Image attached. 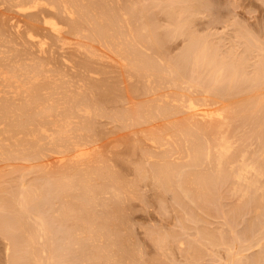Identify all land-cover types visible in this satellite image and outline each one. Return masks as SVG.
I'll list each match as a JSON object with an SVG mask.
<instances>
[{"label": "bare ground", "instance_id": "1", "mask_svg": "<svg viewBox=\"0 0 264 264\" xmlns=\"http://www.w3.org/2000/svg\"><path fill=\"white\" fill-rule=\"evenodd\" d=\"M121 1L122 3H120ZM123 1L124 0H0V182L2 183V180L3 183L5 182L3 174L4 172L6 173V177L7 173L17 170L18 173H20V176L21 170L19 172V169L23 170L24 164L29 165L26 166L28 167L26 168L27 170H33V172H35H31L33 173L32 175L37 174L35 181L33 179L35 175L31 177L34 181L31 183L28 182V180H25L26 178L24 177V174L23 176L21 175L22 177H20L21 180L19 179V182L13 181V183H11V180L9 181V185L11 184V186H13L14 184L17 189H21L20 193L17 192L16 194L20 195L17 198L18 200L15 198L17 196H15L16 189L14 186L13 189L9 190L4 187L7 191V194H10V197L9 195H3L4 197L0 196V210L1 212L2 210L5 212L7 211L5 215L3 213V215L0 216V228H4L0 231L4 233V238L7 242L6 250H8V253L12 256L13 253L15 254L17 251L16 256L18 254V256H20L19 259H29L27 262L29 264H32V262L33 264H40L42 261L44 263V260H46V258L44 259V256H49L51 260V257L53 256L50 257V254H42L49 252L46 248L49 245L52 250L57 246L54 245L57 233L53 234V231V235H51L49 230L50 228L48 227L50 221L47 216L44 215L45 211L43 212L44 208L45 210L48 209L47 204L44 201L49 200L47 202H49V210H51L50 213L52 212L54 215L53 218L59 223L62 222L63 224L61 225H64V230H66L64 235L65 237L63 238L65 240L64 244L67 242L66 244H70L69 246L75 247V245L77 246V243L81 241L80 233L81 235L85 233L84 231H86L85 229L88 227L87 224H89V228L99 225L97 224V216L95 217L96 220L93 219V221L91 217H87V213H89V215L91 214V207H107V203H99V201L103 199L100 197H102V195L105 193L111 192V194L116 199H118L120 196L119 192L121 191L119 190L121 187L120 189L116 187H119L123 180L120 176L121 173H117L118 170L115 172L114 168L117 169L121 163L119 162L120 164L114 167L111 163V160L110 162L106 163V160H102L101 157L102 145H107L109 149V146L112 145L109 144V142L116 144V142L119 143L123 141L121 143L124 145L127 144L124 143L126 135L125 137L122 135H119L115 138L112 137L114 139L109 137L113 136L115 133H123V131L125 133V131L130 130V133L127 132L128 134L133 136V134L135 135L136 133L139 134V137H142L143 135L144 140L148 141V143L150 142L154 149H165L164 146H167L166 149L168 150L166 151L168 153H165V150H163L164 153L160 150L162 154L161 152L156 153L155 150L153 151V153L155 152V155L149 154L150 148L147 152L145 151V153L142 150L141 152H143L144 155L146 153V155H148L144 156L146 157V162L144 161V164L147 163V159H150L154 164H157L153 165L152 170H150L149 173L152 172V175H150L152 179L158 183L159 187H164L170 190L172 187L176 189L175 186H173L176 185L178 188L176 191H179L181 188V191L185 193L187 198L190 194L191 196H196L199 199L202 197L207 199L206 196H209L216 186L214 184V180H217V182L220 180L221 183V181L227 182L228 180L230 182V179L232 178L239 182L246 181L247 183V180H249L247 177L250 174H253L256 177H262L263 175L264 178V171L260 168L261 165L257 164L259 161L257 160V162L253 160L255 162L254 163L251 161V158L248 159V156H246V160L245 153L236 159L237 155L239 154L237 153V155H235L236 157L233 156L235 157L234 159L228 160V158H230L229 156H231L230 152L233 148L232 144L236 143L234 141V143L231 144L230 138L228 137L230 130L229 128L233 124L232 121L235 118V116H231L233 118L232 120V118H229V115L232 111L237 110V97L240 96L239 98H241L242 96L240 95V85L238 87L236 85L239 82L241 84L244 82L242 81L243 79H240L242 77H240L241 72L238 75V71L241 68L237 70V66L235 68L232 66L234 69L232 68V72L230 71L229 73L228 69L225 70L228 67H226L225 64L224 66L219 61L215 60V58L210 56L205 46L202 47L201 43L199 45V42L201 41L197 39L195 40L197 43L191 42L192 44L194 43V45L191 44L188 46V48L190 47L192 51V54L189 53V56L191 54V61L189 64H193V73L191 72L190 68L189 70L187 69L188 72L182 68L188 73L190 77L188 75L184 76L183 70L181 69V72L178 70L177 73L179 75H183L178 80L179 75L177 74V77L172 73H176L177 69L180 68L177 67L176 63L174 65V69L176 70H171L172 72L170 71V74L172 75V78L177 77V80H170L172 78L169 77L170 74L168 71L172 69L173 66L168 69V73L162 70L163 75L166 76V74H169V76H167L170 79L168 80L167 76L165 78H167V81L172 82L171 84L165 81L163 75L155 77L152 73L155 71L156 67L159 68V63L164 59L160 54V60L162 59V61L158 60L160 62L158 64L155 63V65L157 64L155 67L153 64L155 59L153 60L152 56L151 58H146V54L149 53H147L146 50L151 46L150 44L153 42L157 43L155 42L157 39L155 40L154 36L152 38L150 36L151 34L149 33L151 32L153 35L154 30H144L146 29L144 27L148 26V24L145 25L146 22H144L145 20L143 21L145 23H143L144 25L142 28L144 31L142 29L141 31H143V33L147 31L150 34L148 35L147 32L145 34V37L148 35V38L146 37L148 39L146 42L148 43L149 47H146L145 45L147 49L144 47L145 50L143 52L142 50L144 48H141L142 44H140V42L141 39L146 38L141 36V38L138 40L137 34V32L139 33L140 30L138 24H140L139 22H142L139 20L141 16L143 18V13L141 16H139L138 13H135L137 12L135 11L137 9L134 7L137 3L139 4L140 1L138 2L135 0L136 4H130V8L131 5L133 6L132 10L135 8V12L132 11V13L134 12L135 14L125 13L128 12V7H126L128 5V0L125 1L126 3L124 2V4ZM114 2L115 6H113ZM120 4L122 6L125 5V7H123L125 9H122V6L119 7ZM138 12L141 14L142 11L139 10ZM128 15L133 16L131 17L133 18L132 20L136 19L137 22L139 21L138 24H136V20L131 21V18H129ZM172 20L174 21V19ZM130 21L131 23L135 22L137 27L135 28L133 25L134 23H132L133 26H131ZM178 23L183 25L187 22L184 21V23ZM185 26L187 25L185 24ZM132 27L134 28L132 29ZM135 29L138 31L136 30V32L133 33V35L136 34L134 35L135 37H133L131 32L135 31ZM174 30L178 31V29ZM140 35L144 34L141 32ZM130 36H132V38ZM149 36L155 41L149 43ZM157 36L158 35H156V37ZM143 43H145V40ZM154 43L152 46L155 45ZM156 45L158 46V43ZM157 46L155 48L151 47L152 49H150L153 51L157 48L162 49L161 46ZM138 47L139 49H142L140 51L141 55L144 53L143 55L145 57L139 55L140 53L137 50ZM190 49H188V51ZM158 52L161 53L160 51ZM158 52H154L156 56H159ZM154 53H152L153 56L155 55ZM152 54L150 53V55ZM142 57H144L146 60H143ZM156 58L159 59L158 57ZM167 58L169 59V56H167ZM182 58L181 60H183ZM158 61L156 60V62ZM177 63L180 64L179 66L182 65L179 63V61H177ZM165 64H167V62ZM189 64L185 65L186 68H188L187 65ZM162 65L163 63H161L160 66L162 67ZM198 65L199 69L201 68L200 70L202 73L198 69L200 73H198L196 70L195 73H197L195 75L193 68L194 66L198 67ZM189 67H191V65ZM197 67H195V69ZM204 69L208 70V73L207 71L203 73ZM226 71L229 74L226 73ZM189 72L193 74V76ZM225 73L228 75L224 76ZM237 75L239 77H237ZM204 76L206 78L209 77V80H206L207 86H203L205 85L203 84V81L206 79H204ZM152 77L154 79L159 78V83H168L170 87H168L167 92L162 90L163 88H167L165 87L167 84L163 86L164 83H161L162 86L160 87H163L162 89L158 88L155 90L157 79L156 84H154L155 87L153 88V84H151V82H154L155 80L153 81ZM161 77L164 79L161 80ZM201 80L203 85L201 84ZM246 80L247 79H245V81ZM253 80L256 81V79H252L251 81ZM208 81L210 82L207 83ZM221 82H225L227 85L229 84V87L226 86L227 88L223 92H221V90L217 91L219 89L217 86L219 83L221 84ZM183 85L186 87H183ZM219 87L221 86L219 85ZM176 88L179 90L177 92L180 93L175 94L174 90H177ZM159 89L162 90L163 93H161ZM170 89L174 90L169 91ZM170 92L172 93L170 94ZM235 98L236 101L233 102L232 100H235ZM119 104H121V106ZM113 106H115L116 109H121V111L116 110ZM226 115H228V117ZM237 116L239 117V114ZM104 118L107 119V121L110 120V126L112 123L113 126H107L106 129L102 131V127L100 128V125L103 126L101 122ZM114 123H118L121 126H118L117 128L115 127L116 125L114 126ZM133 130H135V132L132 134ZM105 132L107 135L111 133L113 134L108 135L107 138ZM101 133L105 134V137L103 135L102 137ZM116 134L115 136H117ZM234 135L236 136V134ZM136 136L138 137V135H135V138ZM129 138H127L128 141ZM141 139H143V137ZM178 139H181L182 141L184 140L186 143L185 145L187 146L185 149L187 153L184 151V149H181L183 146L180 148L181 150H179L180 144H178L179 141L177 142ZM135 140L140 141L139 139H134V141ZM100 141L102 144L99 143ZM145 141L143 145L147 143ZM188 141H190V145ZM89 143L94 145L92 146L93 148L88 147L90 146ZM179 143H181V141ZM211 143L215 144H213V147L216 149V157L214 156V161L208 162L210 166L208 163H206L207 166L205 164L203 166L202 160L204 158L207 157L208 161H210L209 158H211ZM236 144L239 145L238 143ZM136 145L138 147H142V144L140 143L139 145L138 142H134V145L131 146L136 147ZM145 145L144 150H146ZM168 146L170 148H168ZM134 147H132V151L135 149ZM141 147L139 148L141 149ZM103 148L105 150L106 146ZM108 149L105 151L110 152L111 149ZM52 150L55 151L54 154H58L59 157L56 158V156L53 158L55 160L52 159L48 162L46 159L47 155L52 157L56 155H50V153H47L49 151L51 152ZM152 150L150 153H152ZM112 151L114 152V150ZM132 151H130V153ZM181 151H184L183 153H186L185 155L189 159V161H184L183 159L185 163H188V166H196L197 164H201L195 168L201 166L206 167L205 173H201V169H203L202 167L200 168L198 174V171L195 170L196 174H193L195 171H192V173H190L193 175H191L188 172L191 171L192 168L188 172H185L186 170L184 171L183 169L186 164L182 165L183 162H181L180 166L177 165V162L175 163L177 160L175 159L178 157L176 156L175 159L173 157L174 155H180L182 153ZM109 152H107V154ZM52 153L53 152H51V154ZM137 153L138 152L136 151V154ZM235 153L236 152L233 150V154ZM241 153L242 152H240V154ZM117 155L118 158L119 154ZM141 155L142 154H140V156ZM246 155H249V152L248 154L246 153ZM262 155V157H264V153ZM111 156L112 155H110V157ZM181 156L182 158L184 157V155H180V157ZM259 158L260 157L258 156V159ZM261 158L259 160H263ZM105 159H108V156L106 157L105 155ZM123 159H120L121 162ZM181 159L179 158V160ZM225 159L228 160L227 164L230 167L229 169H227L228 166L225 165ZM19 160L23 167L20 165V163L19 167L17 164V166L15 164L11 165L12 163H15L16 161L18 162ZM53 161L56 162L50 163ZM116 161L118 162V160ZM59 163L64 167H62V165H59L58 168L57 166H54L55 164L58 165ZM109 163L112 164L113 168ZM128 163L129 162L126 164ZM51 164L54 165L52 166ZM135 164L138 163L135 162ZM129 165L130 164H128V166ZM49 166H51V168ZM211 166L213 167L214 171L212 169L210 170L214 172V175L212 173H210L211 175L208 174L209 168ZM224 166H226V168ZM134 167L133 168L137 172V175L141 176V178H143L142 176L144 175L148 177L147 174L142 172L145 166L142 167V170L141 168L136 170L138 167H140L139 165L137 168L136 166ZM148 167L149 166H147V168ZM5 168L12 170L6 172L7 170ZM145 169L146 167L143 171H145ZM147 171H145V173H147ZM13 172H11V174ZM27 172L29 171H26L25 173ZM10 177L11 176L9 175V178ZM15 178H17V176ZM38 179L43 180L46 185L44 183V185L40 187L39 184H37L39 181ZM148 179L150 180V177ZM191 181H193L194 186H192ZM260 181L253 182L251 186H257V184L259 186ZM132 182L134 183V181ZM175 182L176 184H174ZM188 185H191L194 190L190 189L191 186L188 188ZM120 186H123V183ZM240 186L242 187V185ZM2 188L0 191L4 192ZM176 191H174L175 195ZM122 195L123 194H121V197H123ZM179 197L181 198V196ZM192 198L193 197H191V199ZM126 199L127 198H125V200ZM58 200L60 204L57 203ZM205 201L206 200L203 202L205 203ZM115 207L116 208L113 209V212L117 213L116 218L113 220L106 219V222H102V225L118 227L121 218L119 214L120 209L118 206ZM237 213L238 212H236V214ZM50 216L52 217V215ZM60 230L58 231L59 233ZM116 233V228H111L109 235L115 236L119 239V235ZM47 236H50L49 239L51 238V240L47 239L50 241V243L49 245L47 244L48 246H45L46 242L43 241V244L42 240H44L45 237L47 238ZM61 236L62 235H60V237ZM38 241H41V245L43 244L42 246L40 245L41 248H39V243H36ZM22 243L24 245H22L20 248L19 246H21L20 244ZM60 244L62 245V243H59L58 246ZM35 245L39 246L35 248H38V250L40 249V252L44 251V248H46V251L42 252L41 254L40 252L35 254ZM61 245L59 246L60 249ZM74 247L73 249L72 247L68 248L69 251L70 249L71 252L72 250L75 251ZM52 250L50 252H52ZM82 252H85V247ZM39 254L40 258L42 255L43 259H41L42 261L38 260V263L37 258L35 259L34 255L38 256ZM63 254L65 255V253ZM6 255L8 256V254ZM64 255L62 256L65 258ZM15 258L16 262H19L17 261V257ZM56 260H58V258ZM59 260L61 259L59 258ZM49 261H47V264L51 263V261L48 263ZM52 261L56 263L53 258Z\"/></svg>", "mask_w": 264, "mask_h": 264}, {"label": "rangeland", "instance_id": "2", "mask_svg": "<svg viewBox=\"0 0 264 264\" xmlns=\"http://www.w3.org/2000/svg\"><path fill=\"white\" fill-rule=\"evenodd\" d=\"M125 1H127V0H124L123 4ZM129 1L130 0H128V3H127L128 5L126 6V7H128V10L126 9L128 12H125V13L133 14L135 11H137L135 13H138L139 16H141L143 13V18L141 16L140 20H139L142 22L138 21L141 24V26H140V24H138L136 19H135L136 21L132 20L133 18H131V17H133V16L128 15L129 18H131V21H135L136 24H138V27L140 28L139 33L137 32L138 40H139V38H141V36L145 37V34L147 31H145V33H143L144 30H147V29H148V31L154 30L155 32L153 31V33H154L153 35L151 32H149L151 35L148 32L147 33L152 38L154 36L155 40L156 39L157 40L155 41L154 39H152L149 36V38L152 39V40L149 39V41H150L149 43H152L153 41H155L158 43V46L159 47L161 46V48H162V49L157 48L158 50L156 49L154 51L151 50L152 49L151 47L155 46L157 43L153 42L155 45L152 46V44H153L152 43V44H150L151 46L149 47L148 43L146 42V40H148L147 39L148 35H146V37H147V38L145 37L146 39L143 38L145 40V43H147V44L143 43L144 40L141 39V42H140V44H142L141 48L143 49L145 47V45H146V47H149L148 49L145 47L147 49L146 52L147 53L149 52L148 54H146L147 55L146 58L147 57L151 58V56H152L153 60L155 59L154 60L155 62L152 60L154 62L153 63L154 65H155V63L158 64L160 61H162V59L160 60V54L162 55L161 57H163V59H164L163 60L164 62L162 61L159 64L161 65V63H163V65H165V66L162 65V67H161L159 65V68H158V67H156L157 64L155 65V67H156L155 71H153V73H152L155 77H157L159 75H163L162 70L164 72L165 71L167 72L168 69L171 68V66H173V67H172V69H170L168 71L169 74H170L171 70H176V69H174L175 63L177 65V67H180V68L177 69L176 73L171 71L174 75L177 76L178 70H179V72H181L182 68H184L187 72L190 68L191 72H192V67H193L192 65L193 64H189V62L191 61L190 56L192 54V51H191L190 47L188 48V46H190L192 44L191 42H195V40H197V39H199L201 41V42H199V45L201 43L202 47L205 46V48L208 50V53L210 54V56L215 58V60L219 61L221 64H223V65L225 64L226 67H228L226 69L224 67V69L225 70L228 69L229 73H230V71L232 72L233 67L235 68L237 66L238 67L237 70H239V68H241L238 71V75L241 72L240 77L241 76L242 77L240 79L241 80L243 79L242 81H244V82L241 84L239 82L240 80L238 81L239 83H237V81H236V83H237L236 85H237V87L240 85V87H239V89L241 90L240 95H242V96H241V98H239L240 96L237 97V102H238V103L236 102L237 110L232 111L230 113V115L227 113L230 116L229 118H232L231 116H233V117L235 116L234 120H233V118H232V120L235 121L236 123L239 122L236 124L235 122L232 121L233 124L229 128L231 131L229 130V134H228V137L230 138L231 144L234 143V141H235L239 145H237L236 143L232 144L233 148H235V149L237 148V149L235 150L232 148L234 150V152H236L235 154H233V150L231 149V152H230L231 156H229L230 158H228V160L234 159L236 157L235 155H237V153L240 154V152H242L240 155L239 154L237 155L236 159H238L242 154L245 153V159L247 158L246 156H248V159L251 158V161H253V160L257 161L258 160L259 163H257L258 161L256 163L258 165H261V166L263 165L262 167L260 166V168L264 171V163H263L264 157H262L263 156L262 154L264 153V132H263L264 131V0H136L138 2L140 1L139 4L138 3L136 4L135 0H131L130 2ZM134 1H135V3H134ZM120 3H122V1ZM114 4H115V2L113 3V6H115ZM130 4H133V5L136 4V6H134V7L137 10L134 11L135 8L132 10L133 6L131 5V8H130ZM120 6H122V5L120 4L119 7ZM123 7H125V5L122 6V9H125ZM129 10H130V12H129ZM139 10L142 11L141 14H139L140 13V12H138ZM123 11H125V10H123ZM132 11H134V12L132 13ZM172 19H174V21ZM131 21H130V23H131ZM143 21L146 22V24ZM155 21H156V24H155ZM184 21L187 23H184ZM135 22H132V23H134L133 25L136 28L137 26L135 25ZM178 22H182L184 24L182 25ZM132 23H131V26H133ZM143 23L145 25L148 24L149 27L145 26L144 28H146V29L143 30L142 29L143 25H144ZM177 24L179 27L177 26ZM185 24L187 26H185ZM133 28L134 27H132V29ZM141 29L143 31H141ZM174 29H178V31L176 30L177 31L176 32ZM136 30L137 29H135V31L132 30L133 32H131L132 33L131 35L133 37H135L134 35H136V34L133 35V33L136 32ZM141 32L144 35H140ZM156 35H158V36L156 37ZM132 36H130V37L132 38ZM161 39H163V40H161ZM195 43H197V42H195ZM143 44H144V46H143ZM192 45H194V43ZM155 47H153V48H155ZM197 47H198V45H197ZM141 48L139 49V47H138V49H137L138 52L140 53L139 55H141V52H140L142 50ZM145 48L142 50L143 52H144ZM187 48L190 50L188 51ZM186 49H187V51H186ZM150 50H151V52H150ZM155 51L161 52V53L158 52L159 56H156V54L154 53ZM150 53L151 54L154 53L155 55L154 56H153V54L150 55ZM163 53H165V54H163ZM189 53H191L190 56H189ZM143 54L141 56H144ZM164 55H165V57H164ZM167 56H169V59L167 58ZM144 57H142L143 60L145 59ZM156 57H158L159 59H157ZM170 58H172V59H170ZM181 58L183 60H181ZM156 60L157 61L160 60V61L156 62ZM168 60H170V61H168ZM176 60L179 61V63H181L182 65L183 64L184 65L179 66L180 64H178ZM186 61H187V63H186ZM150 62H151V60H150ZM166 62H167V64H165ZM169 63H170V65H169ZM186 64H189V65H187L188 68H186V66H185ZM190 65H191V67H189ZM160 67H161V69H160ZM195 67H197V66H194V68H193L194 73L196 70L198 71L199 65L196 69H195ZM166 68H167V70H166ZM185 70H183L184 76L188 75V73L185 72ZM205 71H207V73H208V70H205V69L203 70V73ZM155 72H157V73H155ZM200 72H201V70H200ZM200 72L198 71V73H200ZM228 72L226 71V73H228ZM196 73H195V75H196ZM226 73L224 76L229 74V73L228 74H226ZM156 74H158V75H156ZM169 74H166V76L167 75L169 76ZM205 74H203V75H205ZM182 75H179L178 80L180 79V77H182ZM191 75L193 76V74H191ZM238 75H237V77H239ZM163 76H164V78L166 77L165 75H163ZM168 76H167V78H168ZM171 76L172 75L170 74L169 77L172 78ZM177 77H174L172 79L168 78V80L169 79L174 80ZM164 78H162L161 80H163ZM167 78H165V81L169 82V84H171L172 82L167 81ZM205 78L206 77L204 76V79ZM156 79H157V84H156ZM156 79L153 78V81L154 80L155 81L151 82V84H153V88L155 87L154 84H156L155 90L158 88L162 89L163 87H160V86H162V84L164 83L163 86H165V84H167V86H165L167 88H163L162 90L167 92V89H168V87H170V85L168 83H165V82L159 83L158 82L159 78H156ZM207 79L209 80V77L203 81V84H205V85L202 84V80H201V84L203 86H207L206 85ZM245 79H247V80L245 81ZM248 79L249 80L250 79L251 80L256 79V81L255 80L249 81ZM209 82L210 81H208L207 83H209ZM151 84H150V86H151ZM159 84H161V85H159ZM157 85H159V86H157ZM219 85L221 87H219ZM219 85L217 86V88H219L217 91L221 90V92L225 91V89L227 88L226 86L229 87V84L227 85V83H225V82L224 83L221 82V84L219 83ZM222 85H225V86H222ZM184 86L185 85H183V87ZM176 89L177 90H174V89L171 90L170 89L169 91L174 90L175 94L180 93V92H177V91H179L178 88H176ZM162 90H160L161 93H163ZM160 91H158V92H160ZM171 93L172 92H170V94ZM232 101L235 102L236 98H235V100H232ZM119 105L121 106V104H119ZM113 107L115 108V106H113ZM116 110L121 111V109H116ZM120 111H118V112H120ZM238 114H239V117L237 116ZM228 115H226V116L228 117ZM236 118H237V120H236ZM248 119H249V121H248ZM105 120H106V125H105ZM101 124H103V126L105 125L104 126L105 128L100 125V128L102 127L101 130L104 131L107 126L108 127L110 126V120L107 121V119L104 118V119H102ZM238 125H240V126H238ZM112 126H113V123L111 124L110 127H112ZM114 126L118 128V126H121V125L118 123H116V124L114 123ZM237 128H239V129H237ZM242 128H243V130H242ZM240 130H242V131H240ZM129 131L130 130H127V131H125V133H127V132L130 133ZM136 131H137V129H136ZM234 131H236V132H234ZM134 132H135V130H133L132 134ZM119 133H117V134L115 133L117 136H115V134H113V133L108 134V135L113 134V136H109L111 138L112 137H114V138L118 137L119 135H122L124 137L126 135V139L129 138L130 134H128V133L125 134L124 131H123L124 134L121 132H119ZM105 134L107 137L108 135L106 132H105ZM105 134L101 133V136L103 135L105 137ZM234 134H236V136ZM135 135H138V137H139V134L135 133ZM135 135L134 134H133V136L130 135V138H129L130 142L128 141V139L127 140L125 139L124 143L125 144L127 143L126 145L121 143L123 141H121L119 143L116 142V144L109 142V144H112V145H110V146L108 145L109 149H111L110 152L107 151V152H109L108 154L105 151L108 149L107 145H102V147H101V149H102V151H101L102 160L103 159H104V161L106 160L105 161L106 163L110 162V160H111V163L113 164L114 167H116L117 165H119L121 163L122 166L119 165L117 167V169L116 168H114V169H115V172L118 170L117 173L118 172L121 173V175L120 174H118V175H120L122 180H123L121 182V184L123 183V186H120L121 185L120 184L119 187H116L119 189L121 187V189L119 190L121 192H119L120 196L118 197V199L114 198V196L111 194V192H109L110 194L105 193V194H103L104 196L102 195V197H100L103 199H101L99 201V203L105 202V203H107V207H104V206H93V207H91L92 210H90V212L93 215H91V214L89 215V213H87L88 211L86 212L87 217L88 216L91 217L92 221L97 216L98 217V218L96 217V219L98 220L97 224H99V225H97V226L95 225L93 228L92 227L89 228V224H87L88 227L85 229L87 232L84 231L85 233L82 235L80 233V236H81L80 240L81 241L78 242L79 245L77 243V246L75 245V247H74V246H69L70 244L69 245L66 244L67 242L64 244L65 240L63 238L65 237L64 235H65V231H66V230H64L65 229L64 225H61V224H63L62 222L59 223L57 220H55L53 218L54 215L52 214V212L50 213L51 210H49V204H48L49 202H47L49 200L45 199L47 201H44V202L47 204V207H48V209H47V207H46V209L49 212L47 210H45V208H44L43 212L45 211L44 215L47 216V218L50 221L49 222L50 224H48V227L50 228L49 229L50 233H51V235H53L54 233H57V235L60 234L62 236L60 237V235H58V236L56 235V239H55L56 241H55L54 245L55 246L57 245V246L53 250L51 249V247L49 245L50 241H48V240H51V238L49 239L50 236H47V238L45 237V239L42 240V242L43 241L46 242L45 246L47 244L49 245V246L47 245L48 247H46L49 252L43 253L42 255H45V254L49 255L50 254V257L53 256V257H51V260H50L49 256H44V259L46 258V260H44V263L41 260V259H43L42 255L40 258V254L42 252L46 251V248H44L45 246L42 247L45 250L40 252L39 251L40 249L38 250V248H35V247H39L41 245V241L36 242V243H39L38 244L39 246L38 245L34 246V248L36 249V250H34V252H35V254L36 253L38 254L40 252V254L38 256L34 255L35 259L37 258V262L39 263V261L41 260L43 264H45V263L47 264V261L50 260L51 263H50V261L48 262L50 264H61V263L64 264V262H65V264H264V194H262V193H264L263 175H262V177H260V176L256 177L253 174H250L247 177V179H249V180H247V183H246V181L239 182L236 179H232V178L230 179V182L228 180L227 182L221 181V183H220V180H218V182H217V180H214L216 183L214 181L213 182L216 186L214 187V185L212 184V186L214 187V190H212V192L210 193V195H209L210 197L206 196V198L208 200L203 198V197L200 198L201 199L200 200L198 197H196V196L194 197L193 195L191 196L190 194L187 198L185 193L181 191V188L179 189V191H176V189L178 190L176 185H173V186H175L176 189H174L172 187L170 190L167 188H164V187H159L158 183L154 179H152V177H151L152 172L149 173L150 170H152L153 165H157V164H154L150 159H147V163L144 164L146 162L145 161L146 157H144V156H148V155H146L147 153L144 155L145 151L147 152L150 148V152L152 149L153 150H152V153L149 152V154L155 155V152L156 153L161 152V151L163 152V150H165L164 151L165 153H168L166 151V150H168V149H166L167 146H164L165 149L160 148L161 151L159 149H154V147L151 146L150 142L148 143V141L144 140L143 135H142L143 139H141L142 137L138 138L137 136L135 138ZM237 136H238V139H237ZM133 137H134V139H139L140 141H138V140L134 141ZM107 138H105V139H107ZM114 138H112V139H114ZM132 140L136 143L138 142L139 145L141 143L143 148L141 146H139V147H141V149H140L137 145H136V147L131 146V145H134V142ZM103 141H105V140H103ZM144 141L147 142V143H145L146 145L144 144L146 150H144V145H143ZM178 141L179 142L181 141L182 144L179 143ZM105 142H104V144H105ZM177 142H178V144H180L179 150L184 149V151H186L185 147L187 145H185L186 143L184 142V140L182 141L181 139H178ZM189 142L190 141H188V143ZM99 143H101V141ZM99 143H97V144H99ZM254 143H256V144H254ZM101 144H99V145H101ZM213 144L214 143H211L212 146L210 145L211 146V149H210L211 150V152H210L211 158H209L210 161H208V158L206 156H204V157H206V158H204L206 160H204V159H203L204 161L202 160L203 166H204V164L207 166L206 163L214 161L213 159H215V157H216V149H214ZM89 145L91 146V147L88 146L89 148H93L92 146H94L91 143H89ZM189 145H190V143H189ZM105 146L107 149L105 148V150H104L103 147H105ZM123 146H125V147H123ZM146 146H148V147H146ZM132 147L135 148L134 149L135 152H134V150L132 151V149H133ZM115 148H116V150H115ZM138 148L140 149V152H139ZM168 148H170V147L168 146ZM241 148H243V149H241ZM112 150H114V152ZM142 150L144 153L141 152ZM154 150H155V152L153 153ZM115 151H117V152H115ZM118 151H119V153H118ZM130 151H132V152L130 153ZM136 151L139 154L138 153L136 154ZM184 151H181L182 153L180 155H184L185 158L184 157L182 158V156L180 157L179 154L174 155V157H173L174 159L176 156L178 157L177 159H175L177 161L174 160L175 163L177 162V165L180 166L181 162H183L182 165L186 164V166H184V169H183L184 171L186 170L185 172H188L192 168V170L189 171L188 173H190V172L192 173V171L196 170V171H198L197 172V174H198L200 168H202L203 166L197 167V168H195V167L200 166L201 164H199V165L197 164L196 166H194V165L188 166V163L184 162L185 160L189 161V159L185 155L187 153V151H186V153H183ZM238 151H240V152H238ZM51 152H53V153L51 154ZM51 152L49 151L47 153H50V155L56 154V153L54 154L55 151H53V150ZM162 152H161V154H162ZM248 152H249V155H246V153L248 154ZM47 153H46V155H47ZM116 153L119 154V157H118L119 159L117 158L118 155ZM132 153H133V155H132ZM104 154L106 155V157L108 156V159H105ZM109 154L112 156L110 157ZM140 154H142V155L140 156ZM213 154H215V155H213ZM48 156L49 155H47V157H46L48 162H49V160H52L56 156H57L56 158L59 157L58 154H56L53 157L52 156L48 157ZM233 156H235V157H233ZM258 156L260 158L262 157L261 159H263V160H259L260 158L258 159ZM212 157H214V158H212ZM48 158H51V159H48ZM179 158L180 159L182 158V159L179 160ZM120 159H123L122 162H124V163H122ZM183 159H184V161H183ZM53 160H55V159H53ZM116 160H118V162ZM148 160H150V161H148ZM225 160H226V161H224V162H226L225 165L228 166L227 169H229L230 167L227 164L228 160L227 159H225ZM134 161L138 164H135ZM261 161H263V162H261ZM54 162H56V161H53L50 163H54ZM125 162L126 163L129 162L128 164H130V165L128 166V164H126ZM260 162L263 164H261ZM19 163H20V160L18 162L16 161L15 163H12L11 165L17 164L19 167L20 165H22L21 163L19 165ZM140 163H141V165H140ZM112 164H110V165L113 168ZM51 165L53 166L54 164H51ZM59 165H62V164L59 163L58 165L55 164L54 166L55 167L57 166V168H58ZM138 165L140 167L137 168ZM146 165L149 167L147 168ZM208 165H209V163H208ZM26 166H29V165L24 164V167L22 165V167L24 168L23 169L24 171L22 169H19V172L21 170V175L23 176V174H24L25 175L24 177L26 178L25 180L26 181L28 180V182L31 183L33 181V179L35 181V179H36L35 177H37L36 176L37 174H34L35 176L32 175L35 172H33V170H27L26 168H28V167H26ZM134 166H136V168H137L136 170H139L140 168L142 170V167L145 166L146 167L145 171H147V170L148 171H147V173H145V171H143L145 168L144 167L142 172H144V174H147L148 177L146 175H144V176H142L143 178H141V176L137 175V172L135 171ZM226 166H224V167L226 168ZM49 167L51 168V166H49ZM62 167H64V166L62 165ZM7 168H5L7 170V171L5 170L6 172L12 170V169L8 170ZM186 168H189V169H186ZM235 168H236V165H235ZM210 169H212L214 171L213 167L211 166L209 168V171L207 168V171L209 173L208 172H206V173H208V174L212 173L214 175V172L211 171ZM133 170L135 173L133 172ZM13 171H11V172H13L15 174H13V173L11 174V172H10V173H7L6 177H5L6 173L5 172L3 173L4 174V181L5 182L8 181V182H6V183L4 182L5 185L3 183V180H2V183L0 182L1 183L0 187L1 188L3 187L2 189L4 190V192L0 191L1 197L3 195L4 196L9 195V197H10V194H7V191L5 190V188L7 190H9V189H13L14 187L16 189L15 196H17L15 198L17 199L20 196L19 194L18 195H16V194H17V192L20 193L21 189L18 188L19 189V191H18V189L16 188V186L14 184H13L14 187L11 186V184L9 185L10 180H11L10 181L11 183H13V181L19 182L21 180L20 177H22L21 175L19 176L20 173H18L17 170L16 171L13 170ZM26 171H29V172L25 173ZM129 171H130V173H129ZM196 171L193 174H196ZM201 171H200L201 173H205L206 167H203V169H201ZM31 172H33V173H31ZM193 174H191V175H193ZM9 175L14 180L11 177L9 178ZM15 175L17 176V178H15L16 177ZM31 177H33V179ZM144 177L147 180H145ZM149 177H150L151 181L148 179ZM250 178H251V180H250ZM15 179H17V180H15ZM137 179H139V180H137ZM234 180L236 181V184L239 183L240 185H242V187L239 184L236 185ZM132 181H134V183ZM193 181H191L192 186H194ZM255 181L256 182L260 181L259 186L256 183L259 189L257 188L256 185L253 187L251 186V184ZM28 182H26V183H28ZM44 183L45 182L43 180H39L37 184H39V186L41 187L44 185ZM126 183H127V185H126ZM140 183H141V185H140ZM154 183H156V184H154ZM49 184H50V182H49ZM174 184H176V182ZM223 184H224V186H223ZM45 185H46V183H45ZM243 185L245 188L243 187ZM149 186H150V188H149ZM190 186L191 185H188V188ZM192 186L190 187L191 190L193 189ZM46 187H48V186H46ZM186 187H187V185H186ZM130 188H131V191H130ZM133 188H134V190H133ZM162 188H163V191H162ZM146 189H148V190H146ZM257 189H258V191H257ZM172 190L176 191V195H175L174 191H172ZM1 192H2V194H1ZM5 193H6V195H5ZM121 194H123L122 195L123 197H121ZM125 195H127V196H125ZM179 196H181V198ZM47 197H48V195H47ZM175 197H176V199H175ZM191 197H193V198L191 199ZM243 197L244 198L247 197L246 198L247 202H246V199H244ZM125 198H127V199L125 200ZM48 199H49V197H48ZM178 199H180V200H178ZM204 200H206L205 203L203 202ZM57 203L60 204L59 200ZM58 204H57V206H58ZM242 205H243V207H242ZM115 206H118L120 209L119 214H120L121 218H120L118 227H111V226L102 225V222H104L106 219L113 220L116 218L117 213L113 212V209L116 208ZM244 208H245V210H244ZM11 211H13V210H11ZM92 211L93 212L95 211V212L93 213ZM236 212H238V213L236 214ZM3 213L5 215L7 213V211L5 212L2 210V212H1V210H0V214H1L0 216H2ZM46 213H48V214H46ZM50 215H52V217ZM91 218H90V220H91ZM51 220H52V223H51ZM87 220H89V219H87ZM99 220H101V221H99ZM53 225H54V227H53ZM111 228L112 229L116 228V232H117L116 234L119 235V239L116 238L115 236L109 235ZM2 229H4V228H2ZM2 229L0 228V230H2ZM59 230H60V233L58 232ZM52 232H53V234H52ZM172 234H174V235H172ZM1 236H3V237H1ZM3 238H4V233L1 232L0 233V264H25V262H26V264H29V263H27L29 259L28 260L24 259V258L19 259L20 256H18V254L16 256L17 251L15 252V254L13 253V255L15 257H17V259H18L17 261H19V262H16V258L13 255L11 256L8 253V250H6L7 242H6L5 238L4 239ZM44 242H43V244H44ZM59 243H62V245H63V247H62V245L60 244L61 249L59 247L60 245L58 246ZM180 244H181V246H180ZM20 245L21 246H19V247L21 248L22 245H24V244L22 243ZM41 246L39 248H41ZM65 246H67V247H65ZM70 247H72V249L74 247L75 251L72 250V252H71V249L69 251L68 248H70ZM84 247H85V252H82ZM48 248H50L52 250V252H50L51 250ZM65 248H66V250H65ZM37 250H38V252H37ZM41 250H43V249H41ZM59 251L61 252L62 255H64L63 253H65V255H64L65 258L60 254ZM66 252H67V254H66ZM74 252H75V254H74ZM6 254H8V256ZM51 254H55V255H51ZM75 255H76V257H75ZM55 256H57V257H55ZM52 258H53V260L56 261V263L52 261ZM55 258L56 259L58 258V260H56ZM59 258L61 260H59ZM6 261H7V263H6ZM8 261L11 263H9ZM42 263L40 262V264H42ZM32 264H33V262H32Z\"/></svg>", "mask_w": 264, "mask_h": 264}]
</instances>
